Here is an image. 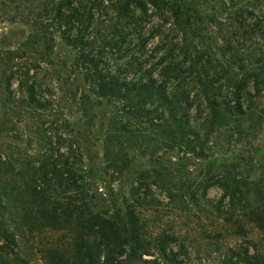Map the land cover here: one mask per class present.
<instances>
[{
	"label": "rangeland",
	"instance_id": "1",
	"mask_svg": "<svg viewBox=\"0 0 264 264\" xmlns=\"http://www.w3.org/2000/svg\"><path fill=\"white\" fill-rule=\"evenodd\" d=\"M165 1L194 5L195 32L186 39H180L182 33L162 3L124 19L129 25L112 11L96 14L91 51L97 53L95 63L102 72L127 80L144 72L163 79L162 88L169 93L188 91L193 106L184 113L186 130H191L187 137L172 131V116L180 107L172 108L157 96L97 98L83 92L86 85L72 69L54 10H30L34 6L27 0H0V231L6 229L15 242L6 244L7 258L16 251L24 264H59L60 251L69 252L72 240L81 236L75 214L83 204L93 203L109 211L119 207L128 228L135 222L139 245L130 264L135 258L147 264H225L246 245L237 224L252 228L249 205L264 207V86L248 114L223 111L220 123L204 136L200 123L208 111L201 81L208 75L217 90L229 94L226 78L238 69L237 63L228 64L235 61V48L259 52L264 62V0ZM239 9L241 25L234 21ZM253 23L257 29L250 31ZM237 26L249 31L237 32ZM224 32L231 34V43L222 41ZM159 37L172 50L162 58ZM16 52L23 54L40 84L42 97L36 105L17 103V81L4 77ZM167 59L178 65V75H157ZM129 106L135 107L133 112ZM63 144L74 151L69 159L81 168L85 184L79 192L57 188L61 193L55 195L72 212L54 221L29 209L26 182L35 172L38 154L57 146L64 150ZM225 184L226 190L249 197L248 208L230 222L223 220ZM253 231L264 249V230Z\"/></svg>",
	"mask_w": 264,
	"mask_h": 264
},
{
	"label": "trees",
	"instance_id": "2",
	"mask_svg": "<svg viewBox=\"0 0 264 264\" xmlns=\"http://www.w3.org/2000/svg\"><path fill=\"white\" fill-rule=\"evenodd\" d=\"M27 1L34 6L30 10H44L45 12L54 10L55 22L58 23L61 41L65 47H68L71 54L72 69L76 70L77 78L82 82L84 81L86 85V87H83V92L89 91L91 94L96 95L97 98L118 94L122 97H133L135 99L141 94L148 97L157 96L163 103L170 105L172 108L176 107L177 109L180 107L179 112H177L179 115L172 116V131L178 132L180 136L187 137L186 131L191 130H186L187 124L185 123L187 119H185L184 113L186 109L193 106L189 97L190 93L184 90L179 91L178 94L175 92L169 93L162 88L163 79L159 78L158 80L156 76L147 75L144 72L135 80H127L120 78L114 73L102 72L95 63L94 55L97 53L93 54L91 51L93 38L91 32L95 26L93 17L96 14L100 15L102 12L112 11L116 13L118 19L122 20L123 24L129 25L130 23L124 19L133 17L135 14H144L150 6L159 8V5L163 3L166 4L164 8L169 13V18L172 19L171 22L177 25L182 33L180 39L184 40L188 34L195 32L193 28V23H195L194 15H192L195 9L193 4L169 3L165 0ZM238 12L240 13L234 17V21L241 25L240 9ZM105 26L107 27V24ZM105 26L104 28H106ZM253 26L254 23L248 26L247 29L250 31L257 29L255 26L252 28ZM120 27H122L121 24ZM242 27L237 26V32L242 30V34H246L249 30H245ZM230 35L224 32L221 36L222 41L227 44L231 43L232 37ZM146 39H139L137 48L142 47ZM157 41L161 45L163 43L157 49L161 53V58L172 51L170 47H167V43H164L163 37H159ZM172 44H178V41L172 42ZM241 51V48L239 50L235 48L233 54L235 61L232 63L228 62L230 66L231 64L236 66V63L238 65L237 72H233L231 76L226 78L227 85L230 87V95H225L220 90H217L214 80L209 78L208 75L203 76L201 93L203 94V104H205L208 111L203 117V122L200 123L203 124L204 136L210 133L214 124L220 123L219 116L221 112H228L229 115L248 114L252 109L254 97L260 94L261 88L264 86V62L262 58L260 59L257 56L259 52ZM22 55V53L19 54L17 52L11 55L14 58L13 66L4 77H12L17 81V103L33 106L40 103L42 97L40 84L33 80L32 74L29 73L30 67L24 64L25 60L21 59ZM237 58L238 60L236 61ZM177 70L178 65L167 59L160 64V71L157 75H161V77L169 73L178 75ZM231 71L233 70L231 69ZM31 78L32 80L28 82ZM92 87L94 92H92ZM79 99L82 100L83 97L80 96ZM134 108L129 106L127 109H129V112H133ZM199 126L201 127V125ZM192 133L194 136H198L197 132ZM199 142L200 139L197 138L195 143ZM72 152L74 151H72L70 146H65L64 150L59 149V146H57L55 149H49V152L38 154L35 172L32 173L26 182L29 209L36 210L39 215L46 213L45 215L54 221L58 220V218L60 220L65 219L66 216L70 215L72 207L68 203H64L61 200V196L58 197L55 194L61 193L57 188L62 189V192L68 191L70 188L79 192L80 190L82 191V187L85 184L83 177L79 175L81 174V168L75 166V163L69 159L68 154ZM77 175H79V181H76L75 176ZM226 186L227 184H225V191L222 194V200L226 199L227 203V207L223 211V220L230 222L234 215L238 216L241 214V210L247 207L246 203L249 197L248 194H242L240 190L238 192L226 190ZM91 197L94 198V196ZM44 206H46V211ZM249 206L251 207L248 213L253 215V220L255 221L252 228L259 231L264 230L263 205L254 204ZM78 212L79 215L76 213L75 216L80 219L77 226L81 231L79 232L81 236L77 234V240H72L69 252L60 251L59 255H57L59 264H130V258L135 256V249L139 245V239L135 234L137 229L135 222H132L128 228L124 214L119 207L109 211L107 207H101L94 203L90 207L83 204ZM237 227L242 235L246 237L244 238L246 245H240L235 250V260L229 258L225 260V264H264V249L256 244L253 229H245L241 223H238ZM0 237L4 241L0 244V264H24L16 251L11 252L12 256L7 258L9 247L6 244L9 241L15 243L11 233L3 229L0 231ZM78 239H80L79 243ZM160 241L158 246L161 243L159 249L163 252L164 246ZM126 246L127 248L125 249ZM55 254L57 253L55 252ZM122 254H125V256L119 258ZM166 259L170 258L166 257Z\"/></svg>",
	"mask_w": 264,
	"mask_h": 264
},
{
	"label": "water",
	"instance_id": "3",
	"mask_svg": "<svg viewBox=\"0 0 264 264\" xmlns=\"http://www.w3.org/2000/svg\"><path fill=\"white\" fill-rule=\"evenodd\" d=\"M132 264H147V263L141 258H135L133 259Z\"/></svg>",
	"mask_w": 264,
	"mask_h": 264
}]
</instances>
